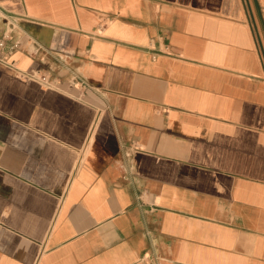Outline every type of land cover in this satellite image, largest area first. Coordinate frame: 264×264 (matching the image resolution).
Returning a JSON list of instances; mask_svg holds the SVG:
<instances>
[{"label":"crops","instance_id":"1","mask_svg":"<svg viewBox=\"0 0 264 264\" xmlns=\"http://www.w3.org/2000/svg\"><path fill=\"white\" fill-rule=\"evenodd\" d=\"M260 8L0 0V264H264Z\"/></svg>","mask_w":264,"mask_h":264},{"label":"built area","instance_id":"2","mask_svg":"<svg viewBox=\"0 0 264 264\" xmlns=\"http://www.w3.org/2000/svg\"><path fill=\"white\" fill-rule=\"evenodd\" d=\"M4 45H5L4 40H1L0 41V46L3 47ZM14 46L16 47V46H18V44H15ZM32 76L35 77V78L40 79L43 83H47L48 84L50 82L46 76H39V77H37L36 74H34V73H33Z\"/></svg>","mask_w":264,"mask_h":264},{"label":"rangeland","instance_id":"3","mask_svg":"<svg viewBox=\"0 0 264 264\" xmlns=\"http://www.w3.org/2000/svg\"><path fill=\"white\" fill-rule=\"evenodd\" d=\"M260 4H261V13H263L264 15V0H259Z\"/></svg>","mask_w":264,"mask_h":264}]
</instances>
